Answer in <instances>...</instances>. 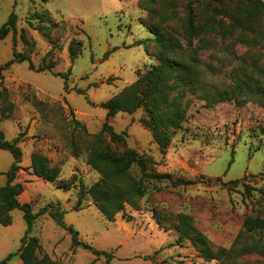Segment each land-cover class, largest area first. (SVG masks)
I'll use <instances>...</instances> for the list:
<instances>
[{
	"label": "rangeland",
	"instance_id": "rangeland-1",
	"mask_svg": "<svg viewBox=\"0 0 264 264\" xmlns=\"http://www.w3.org/2000/svg\"><path fill=\"white\" fill-rule=\"evenodd\" d=\"M189 1L0 0V23L12 11L18 16L15 39L12 32L0 38V64L12 57L15 40L16 49L27 53L36 67L53 65L51 71L35 70L27 60L16 61L2 70V82L0 77V128L6 138L19 139L22 165H30L37 152L59 168L54 181L21 169L15 179L24 184L19 198L30 202L34 212L60 204L80 240L111 251L109 264H221L204 257L199 246L218 250L264 243V228L244 227L248 217L264 220L263 105L249 98L243 104L229 98L209 104L203 85L176 84L170 78L168 100L184 106L186 114L167 147L155 140L144 107L107 116L101 106L160 62L155 40L144 41L155 37L150 25L172 32L187 46ZM246 5L249 0H192L199 28L192 48L203 69L202 83L215 97L247 77L242 67L264 68V37L253 39L249 28L233 19ZM212 6L217 7L215 15ZM208 17L211 25L205 24ZM258 20L264 29V12ZM71 44L77 50L74 58ZM67 72V77L58 74ZM106 120L126 133L127 146L151 159L149 169L194 182L172 186L144 179V194L131 195L127 189L124 207L113 218L89 194L78 203L79 180L90 186L101 178L88 157L94 135L109 141L102 132ZM12 161V153L0 149V171ZM132 173L141 178L136 168ZM6 178L0 173V185ZM11 215V224H0V260L11 253L6 264H23L20 247L27 222L20 209ZM29 235L40 238L35 264H108L106 256L73 246L71 233L49 212L34 219ZM240 260L264 264V255L250 252Z\"/></svg>",
	"mask_w": 264,
	"mask_h": 264
},
{
	"label": "trees",
	"instance_id": "trees-1",
	"mask_svg": "<svg viewBox=\"0 0 264 264\" xmlns=\"http://www.w3.org/2000/svg\"><path fill=\"white\" fill-rule=\"evenodd\" d=\"M221 2L222 0H217ZM188 43L186 47L180 43L179 39L170 31H161L157 27L150 25L149 28L155 37L146 38L144 41L155 40L159 47L158 59L160 62L153 65L145 73H140L135 82L122 89L101 106L107 109V116H111L118 111L133 112L139 107H144L149 115L147 124L150 126L155 140L162 146L167 147L171 140L172 130L182 126L185 118L186 109L180 104L169 102V88L167 80L175 78L176 84L189 83L199 85L204 89L203 96L209 104L225 98L233 99L236 103L243 104L246 99L256 100L264 106V68L256 65L244 66L241 69L242 74L247 76L245 79H237L232 86H226L219 90L215 97L210 89L202 83L201 75L203 69L199 64V58L196 55V48H192L194 38L198 34V24L196 23L192 0L188 2ZM244 8V9H243ZM236 13H233L235 23H239L254 34L253 39L264 37V29L258 27L260 14L264 12V0H249V6L243 7ZM212 15H215L217 7L212 6ZM212 18L205 19L206 25L212 24ZM249 21V23H248ZM18 16L12 11L8 19L0 23V38H5L12 32L15 39L17 33ZM72 45V44H71ZM76 47L71 46V58L75 57ZM13 55L6 62L0 64V77L2 82V70L8 68L16 61L27 60L29 67L35 70H52V64L35 66L30 56L19 51L13 43ZM71 67L69 68L70 71ZM259 75H256L255 72ZM67 77V73H58ZM217 92V91H216ZM2 92H0L1 94ZM242 96V97H241ZM102 132H106L109 141L99 139L100 134L94 135L95 140L88 157V162L101 172V178L88 186L83 180H79L78 203L85 195L89 194L96 202L98 208L109 218L123 209L125 204L124 197L126 190L131 195H142L148 187L144 185V179H153L155 181L166 180L172 186H179L193 183L194 180L184 178H174L169 172H158L155 169H149V157L139 154L134 148L127 146L126 133L117 132L112 124L107 120L103 124ZM101 132V133H102ZM0 149L12 153L13 161L6 171H0L7 176L6 182L0 185V224L9 225L12 222L11 211L20 209L23 211L24 219L27 222V230L22 237L20 247V256L23 264H35L36 251L40 248V238L31 233L34 219L49 212L59 225L66 228L72 235V245H82L90 249L96 256H106L109 264L113 254L111 251L98 249L79 238V231L72 224H67L64 215L65 210L60 204L49 203L38 211L32 210L30 202H22L19 198L24 191V184L15 180L21 169L28 170L30 174L43 178L45 181H54L59 175V168L51 166L46 156L41 153H33L30 165H22L23 151L19 145V139H8L4 131L0 128ZM136 168L141 173V178L133 175L132 169ZM264 175V173H263ZM125 185L122 188V185ZM65 189H70L71 184L64 185ZM115 188V190H114ZM124 189V190H122ZM180 227L186 231V223L182 222ZM247 231H253L257 228H264V220L257 217H248L244 222ZM204 257L207 259L216 258L221 264H249L247 261H241V257L250 252H257L264 255V243H235L230 247H221L213 250L206 245H200ZM12 256L8 254L0 260V264H6V261Z\"/></svg>",
	"mask_w": 264,
	"mask_h": 264
},
{
	"label": "water",
	"instance_id": "water-1",
	"mask_svg": "<svg viewBox=\"0 0 264 264\" xmlns=\"http://www.w3.org/2000/svg\"><path fill=\"white\" fill-rule=\"evenodd\" d=\"M201 178H206L207 179V181H214L215 179H211L210 177H208V176H205V175H201L200 176Z\"/></svg>",
	"mask_w": 264,
	"mask_h": 264
},
{
	"label": "crops",
	"instance_id": "crops-1",
	"mask_svg": "<svg viewBox=\"0 0 264 264\" xmlns=\"http://www.w3.org/2000/svg\"><path fill=\"white\" fill-rule=\"evenodd\" d=\"M2 185V184H1Z\"/></svg>",
	"mask_w": 264,
	"mask_h": 264
}]
</instances>
